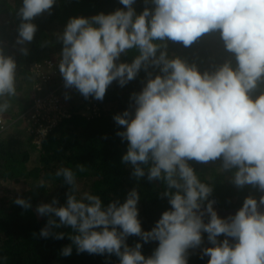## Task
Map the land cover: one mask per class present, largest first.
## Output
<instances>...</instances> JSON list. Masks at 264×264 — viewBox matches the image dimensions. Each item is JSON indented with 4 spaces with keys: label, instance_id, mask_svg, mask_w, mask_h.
I'll return each mask as SVG.
<instances>
[{
    "label": "clouds",
    "instance_id": "9594fccd",
    "mask_svg": "<svg viewBox=\"0 0 264 264\" xmlns=\"http://www.w3.org/2000/svg\"><path fill=\"white\" fill-rule=\"evenodd\" d=\"M119 3L124 7L108 14L69 18L56 36L62 44L59 73L68 91L75 89L85 100L97 101H103L113 82L124 87L141 70L146 73L141 91L130 96L133 103L113 120L123 129L116 135L127 142L122 164L131 167L137 180L146 177L165 185L160 196L170 208L145 231L138 219L136 188L123 202L114 199L107 205L89 192L77 198L76 173L61 167L55 175L68 186L66 201L60 204L54 197L36 206L35 213L47 217L39 237L67 236L71 243L61 249L64 257L75 248L77 254L115 255L119 264H189V250L201 248L206 233L211 246L201 249V258L207 256V264H264V195L259 200L246 197L235 215L221 218L215 201L209 200L212 186L200 181L190 163L219 160L237 188L264 192V0H144L139 14L136 0ZM55 4L22 0L16 10V44L23 55H28L23 46L38 30L32 21L51 15ZM213 32L234 64L226 60L213 71L201 72L195 64L169 56V41L187 48ZM133 50L137 54L131 62H121ZM17 67L15 58L0 47V116L17 97ZM70 98L66 92L65 100ZM28 125L25 121L24 127ZM42 139L34 136L37 148ZM77 167L86 171L83 165ZM36 187H45V182ZM13 203L32 208L30 199L19 196ZM60 228L71 234L56 231ZM221 235L225 239L219 240ZM130 236L139 238L134 246L127 243ZM149 242L158 246L146 257L142 246Z\"/></svg>",
    "mask_w": 264,
    "mask_h": 264
},
{
    "label": "trees",
    "instance_id": "16d2710c",
    "mask_svg": "<svg viewBox=\"0 0 264 264\" xmlns=\"http://www.w3.org/2000/svg\"><path fill=\"white\" fill-rule=\"evenodd\" d=\"M21 4L22 0H0V47H3L5 55L13 56L17 62V94H21V99L24 97L23 101H15L20 108L18 114H21L23 124L20 120L9 124L3 119L0 130V264H119L115 255L77 254L75 248L70 256H62L61 249L71 241L67 236L61 240L39 237L47 217L38 216L35 208L42 202H51L54 197L60 204L65 203L68 186L63 184L62 177L55 175L61 167L71 168L76 173L77 184L84 181L85 192L98 195L105 205L114 199L123 202L127 193L136 188L140 196L138 219L145 231L151 230L162 213L170 208L167 198L160 196L165 185L158 181L149 182L146 177L137 180L131 175V167L122 164L127 142L116 135L117 131L123 129L113 120L114 115L122 113L133 103L130 96L133 92L141 91L146 73L141 70L137 78L124 87L113 82L103 101H97L93 98L85 100L79 92L75 93L76 98H72V93L61 84L63 78L59 79L58 76L49 77L47 84H43L34 67H42V73H45L46 61L55 68L58 66L62 44L57 42L56 36L60 31L63 32L69 18L91 17L101 12L108 14L124 6L119 0H56L51 15L45 13L32 21L38 30L34 40L23 46L28 48V55L25 56L19 51L22 46L16 44L20 23L16 10ZM148 6L153 7L150 4ZM144 7V0H136L134 8L137 14ZM45 41L48 42L47 46L42 47ZM168 52L170 57L179 56L189 64H195L201 72L213 71L226 60L235 63L234 57L225 51L219 34L215 32L203 35L187 48L182 43L169 41ZM136 54L135 50L129 52L127 56L121 57V62L130 63ZM156 72L158 70L154 74ZM37 83L40 91L34 89ZM49 90H54L64 100L69 117L61 119L47 132L37 148L32 132L28 126L24 127V123L29 118L28 111L32 110L35 91L44 93ZM66 92L71 97L68 100H65ZM255 94L258 95L259 90ZM89 100L95 103V107L88 105ZM7 113L1 117L4 118ZM190 163L200 181L212 186L209 200L215 201L213 207L221 218L226 219L222 214L239 210L246 197L252 196L259 200L263 194L251 186L237 188L231 181L232 173L220 169L219 160L208 164ZM78 165H83L86 171L80 172ZM41 180L45 182V187L37 188ZM12 181L27 188L19 193H11L2 184ZM82 194L78 191L77 198ZM18 196L30 199L32 208L24 210L14 204L13 200ZM208 219L209 216L205 214L204 222L207 223ZM56 231L71 234L68 228ZM33 233L37 237H33ZM218 239L223 240L225 237L221 235ZM228 239L234 243L232 238ZM138 241L136 236L127 239L129 246H134ZM157 246L158 242L143 244L142 254L150 256ZM210 246L205 233L201 248L189 250V264H207L209 258H201V249Z\"/></svg>",
    "mask_w": 264,
    "mask_h": 264
},
{
    "label": "built area",
    "instance_id": "2783aa9c",
    "mask_svg": "<svg viewBox=\"0 0 264 264\" xmlns=\"http://www.w3.org/2000/svg\"><path fill=\"white\" fill-rule=\"evenodd\" d=\"M45 73H42V67L35 66L36 75L39 76V80L41 79L42 83H46V80L49 77L58 76L59 79L62 76L59 73L58 66L53 67L52 63L46 61L45 63ZM47 84V83H46ZM61 84H64L62 81ZM40 91V87L35 84L34 89ZM36 92L34 95V99L32 102V110L28 111L29 118L28 122V130L32 132L35 137H42L47 132L51 131L61 119L68 118L69 113L65 107L64 100L62 101L59 96L55 94L54 90H49V92ZM88 105L91 107H95V103L89 100ZM95 109V108H94ZM89 110V107H87ZM96 110V109H95ZM2 121L0 120V130L2 129Z\"/></svg>",
    "mask_w": 264,
    "mask_h": 264
},
{
    "label": "rangeland",
    "instance_id": "374dc122",
    "mask_svg": "<svg viewBox=\"0 0 264 264\" xmlns=\"http://www.w3.org/2000/svg\"><path fill=\"white\" fill-rule=\"evenodd\" d=\"M57 31H59V30H57ZM61 32V31H60ZM69 91L72 93L71 94V96H72V98L73 97H76L75 96V93H77V91L75 90V89H69ZM23 99H24V97L21 99V94H17V97H15V98H12V100H13V102L11 101V105H13V106H11V111L10 112H8L7 113V115L4 117V118H2L1 116H0V120L1 121H3V119H6V121H8L9 122V124H14V123H16L17 121H21L22 120V117H21V114H18L20 111V108L19 107H17L16 106V104H15V101H23ZM4 116V115H3ZM23 116V115H22ZM22 122V121H21ZM23 124V122L21 123V125ZM33 161V160H32ZM84 181H79L78 182V185H79V191L81 192V193H84L85 192V186H84ZM3 186H7L6 187V189H9V191L11 192V193H19V192H21L22 190L24 191L26 188H27V186H23L22 184L20 185V184H16V183H14V182H10V183H4V184H2ZM262 195H264V192H263V194ZM223 217H226V218H228L229 216H228V214H223Z\"/></svg>",
    "mask_w": 264,
    "mask_h": 264
},
{
    "label": "water",
    "instance_id": "95a60500",
    "mask_svg": "<svg viewBox=\"0 0 264 264\" xmlns=\"http://www.w3.org/2000/svg\"><path fill=\"white\" fill-rule=\"evenodd\" d=\"M238 210H233L231 212H227L225 214H228V216H233L235 215V213L237 212ZM261 211H264V206L261 207ZM223 215V214H222Z\"/></svg>",
    "mask_w": 264,
    "mask_h": 264
},
{
    "label": "flooded vegetation",
    "instance_id": "af4514ba",
    "mask_svg": "<svg viewBox=\"0 0 264 264\" xmlns=\"http://www.w3.org/2000/svg\"><path fill=\"white\" fill-rule=\"evenodd\" d=\"M70 92V91H69ZM72 97V96H71ZM73 98H76V97H73Z\"/></svg>",
    "mask_w": 264,
    "mask_h": 264
}]
</instances>
